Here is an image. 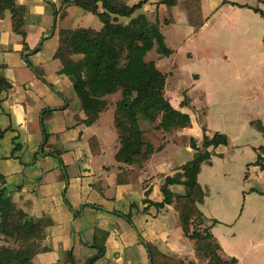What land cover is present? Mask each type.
<instances>
[{"label":"crops","instance_id":"crops-1","mask_svg":"<svg viewBox=\"0 0 264 264\" xmlns=\"http://www.w3.org/2000/svg\"><path fill=\"white\" fill-rule=\"evenodd\" d=\"M239 1L243 0H200L203 25L198 29L189 25L185 0H178L176 6L171 8L160 4L158 0L156 1L157 11L163 15L165 26L171 28L173 32L186 33L185 39L181 37L172 39L174 43H177L175 48H171L167 37L163 35L165 46L170 51L169 56L164 57L166 65H173L171 70L163 74L165 75V99H168L167 101L173 109L189 116L190 125L182 129L160 131L161 134L157 132L160 135L158 137H161L162 140L160 145L155 147H160V149L150 156L142 168H135L115 159L120 147L118 134L113 124L115 106L112 112V122L105 118L109 126L106 129L102 127L103 114L113 106V101L110 99L112 95L106 98L107 108L99 113L95 122L86 125L84 123L86 116L82 109L83 114L80 111L67 114L72 104V95L67 84V76L59 73L61 65L58 60L55 74H52L49 79V86L55 92L37 82L34 75L25 69L19 57L16 58L18 73L14 74L11 66V54L26 55L27 50L24 45H27L31 37L37 35L35 30L29 29V24L32 23L34 15L32 1L15 0L17 5L24 6L26 9L24 24L21 28L24 37L14 32L22 40L21 46L18 44L19 40L14 39L17 42L16 49H11L10 33L7 30L4 36L3 31H1L5 14L0 20V63L5 66L3 75L11 85L8 90L0 95V130L5 131L0 140V151L4 152L3 154L0 153V160H2L0 163L6 165L5 170L8 172V174L0 173V176L3 177L5 187L8 189L6 195L15 201V209L21 210L30 219H44L46 221L44 237L35 243L37 251L31 260L32 264H59L50 245V240L54 234L53 229L56 225L54 213L45 206L44 200L35 194V190L39 191L41 187L48 189V185L42 182L43 174L38 173L39 170H44L41 166L44 159L39 160L38 153L42 152L43 146L48 142L54 126L53 122L50 121L51 132L43 129L46 141L42 142L43 111L46 110L54 113L60 112L65 116V122L69 123L66 130L77 132V135L73 136L74 142L70 140L73 144L68 151L71 154V162L79 166L81 170L79 178L87 183L89 190H96L97 195H100L96 202L90 203L91 207H88L81 217L71 216L72 244L77 240L81 242L83 232L81 227L86 224V219H95L94 215L97 216L100 210L94 207L100 208L99 201L100 203L103 200L115 201L117 194H134L135 189L137 190L136 199L138 204L140 203L136 219L142 225V229L146 228L143 230L147 238L146 242L153 245L165 256L178 259L183 264H206V261L195 258L193 241L189 240L183 233V237H173L169 228L165 230L162 220H164L165 225L167 219L170 221L172 217L177 218V212L173 206L164 205L163 208L157 209L149 203L162 202L163 197L160 188L164 179L174 176L179 172L180 167L193 158L195 151L190 148V139L195 140L197 149L201 151L203 150V138H211L217 133L226 136L227 144L207 149L210 157L201 165L197 175V182L204 191L202 203L197 204V208L203 217L202 227L219 245V255L223 260L235 259L236 264H264V239L262 237L253 241L242 237L234 229L236 221L231 225V237L224 238L223 242L221 238L216 236L215 232V226L219 222L207 215L210 210L208 204L210 190L216 187L218 178H222L224 173L229 170L231 166L230 163L228 164V160L230 158L234 160V155H238L244 150L250 151L254 158L250 162H246L245 167L248 171L251 167L252 173H257V171L260 174L264 173L258 166H255L257 158L264 156V138L250 125L253 121H260L264 125V20L259 14L247 7L260 10L261 8L244 3L245 0ZM253 1L264 6V0ZM126 3L128 5V0ZM64 11L61 15L62 19L67 16ZM157 11H155L157 18L155 17L154 20L151 19L153 13H150V17L149 15L144 16L148 21L158 23V27H160ZM9 16L11 19L10 13ZM82 16L85 17L83 13ZM116 24L125 26L119 21V18ZM218 25L224 26L229 42L226 45L223 43L221 48L213 49L214 45L210 43V38L213 29ZM80 28L91 29L84 27L76 29ZM33 33L35 35L29 37ZM202 34H205L208 39H201ZM57 48L58 44L56 50ZM13 51L15 53H12ZM175 56L180 58L178 64L174 60ZM44 70L47 71V68L45 67ZM179 71L188 75V82H184L176 76ZM46 83L48 82L46 81ZM182 86L186 87L183 91L184 94L188 89L201 93L200 98L203 105L197 104L194 98H189L187 95V98L182 96L180 100L169 96L168 92L177 91V87ZM186 99H189V102ZM213 109H216L215 114L226 126H223V123L221 126H212L209 121L211 115L214 114L215 110ZM199 114L201 115L200 119ZM209 123L212 127L210 130ZM111 125L114 130L110 129ZM149 125L151 124L144 121L139 122V126L143 130L150 131L155 126L152 124L151 129L145 128ZM228 129L233 132L229 133ZM173 132H175L176 137H169ZM91 138L96 140V144L92 147L94 152H97L96 154L92 153L89 145ZM15 139L16 143L20 144L21 151L11 156L13 140ZM27 153H32L29 162L24 161V156ZM51 153V151L49 154L44 153L43 158ZM112 157H114L115 163L111 165ZM96 159L100 160L99 165L103 163L104 165L94 167L93 160ZM224 163L227 164L226 167ZM50 171L46 173L48 174ZM246 173L244 179H248L249 174ZM13 175L15 176L13 177ZM119 175H122L123 183L118 182ZM169 190L176 196L185 193L182 185L170 186ZM108 191H113V194L107 193ZM254 193L264 196L263 192L255 189H251L248 194ZM156 221L161 222L160 226L155 224ZM95 229L108 234L104 244L105 255V247L109 244L114 225L108 219L100 218L97 226L86 228L84 232L90 235L89 242H85L86 248L95 249L93 248ZM0 238L3 240L2 236ZM3 245L11 244L3 241L0 247Z\"/></svg>","mask_w":264,"mask_h":264},{"label":"trees","instance_id":"trees-1","mask_svg":"<svg viewBox=\"0 0 264 264\" xmlns=\"http://www.w3.org/2000/svg\"><path fill=\"white\" fill-rule=\"evenodd\" d=\"M168 8L174 7L178 0H158ZM146 0L128 6L126 0H72V4L84 12L95 15L102 24L99 31L92 29L60 30L58 48L54 59L61 65L60 74L67 76L73 91L79 99L86 125H91L99 113L107 108V97L120 93V100L115 104L114 128L118 134L119 149L115 159L123 164L142 168L150 156L160 149L156 148L157 132L182 129L190 125L187 114L171 107L164 97L165 75L153 62H146L145 55L155 49L162 57H168L169 49L165 46L158 23H152L145 16L132 18L126 26L117 25L118 18H130L140 9ZM188 22L198 29L203 25L200 0H185ZM264 20L260 9L247 7ZM11 14L13 31L21 33L26 9L17 5L15 0H0V20L5 12ZM119 32L118 34L115 31ZM24 37V36H23ZM5 66L0 63V95L11 85L3 75ZM155 124L152 130H143L139 122ZM251 127L264 138V125L260 121L250 123ZM5 131L0 130V140ZM46 138V135H44ZM96 140L91 138L92 149ZM227 138L214 134L203 138V150L197 149L194 139H190V148L195 151L193 158L180 167L172 177H166L160 188L163 200L152 204L155 208L172 205L177 212V225L182 233L193 241L194 256L206 261V264H236L235 259L223 260L219 255L220 247L211 238L206 229L200 230L203 217L197 208L202 203L204 191L197 182L201 165L210 154L207 149L226 145ZM156 148V149H155ZM21 151V146L13 140L11 156ZM255 166L264 171V156L258 157ZM122 175L118 182L123 183ZM182 185L184 195H173L169 187ZM4 179L0 176V236L12 245L0 247V264H32L31 260L37 249L35 243L44 237V219L33 220L21 210L11 206L6 196ZM128 218V217H127ZM130 221V219H128ZM107 232L94 230L93 248L97 255L87 261L93 264L104 255ZM147 250L150 264H183L182 261L165 256L150 243H143Z\"/></svg>","mask_w":264,"mask_h":264},{"label":"rangeland","instance_id":"rangeland-1","mask_svg":"<svg viewBox=\"0 0 264 264\" xmlns=\"http://www.w3.org/2000/svg\"><path fill=\"white\" fill-rule=\"evenodd\" d=\"M31 1L34 15L32 17V23L29 24V29L35 30L37 35H35V33L31 34L29 37L35 36L29 39L27 45H24L27 50L26 55L23 54L21 56L19 53L12 52L15 54H11L10 56L12 59L11 66L14 74L18 73L16 58L19 57L22 60L25 69L34 75L37 82L42 83L48 89L54 91L53 88L49 86V79L52 74H55V70L58 67V61L53 59V54L58 44V31L60 29H76L79 27L99 30L102 27V24L95 15L83 12L80 8L66 3L65 0ZM142 1L144 0H128V5L133 6ZM156 1L157 0H146L142 7L136 10L130 18H119V21L126 26L132 18H136L139 15H149L150 17V13H153L151 19L154 20L155 17L157 18L155 12L157 11ZM244 3L259 7L264 12V6L253 0H245ZM63 11L67 13L65 19L61 18ZM82 13L85 17L82 16ZM157 13L161 34L167 37L171 48H175L177 43H174L172 39L175 37L185 39L186 33L173 32L171 28L165 26L163 15H161L159 11H157ZM256 17L259 19L258 16ZM32 24H34V26L31 27ZM7 30L11 35V49H16L17 42H15L14 39H18V44L21 46L22 40L14 33L13 24L8 12L5 13V17L1 24V31H3L2 34L4 36ZM53 30H55L54 33ZM115 33H119L117 29ZM201 39L208 38L205 34H202ZM210 39V43L214 45L213 49L221 48L223 43L226 45L229 42L225 28L221 25H218V27L213 29ZM179 59L180 58L177 56L174 57L177 64L179 63ZM144 60L146 62H154L157 69L162 73L168 72L173 67V65H166L165 58L158 56L155 49L149 51L145 55ZM45 67L47 68V71L44 70ZM176 76L184 82L189 81L188 75L181 71H179ZM66 79L72 95V104L68 109L69 112L67 114L78 113L79 111L83 114L79 99L72 89L71 82L68 77H66ZM46 81L48 83H46ZM177 88V91L168 92L169 96L176 100H180L182 96L186 98L188 96L189 98H194V100L197 101V104H202L200 98L201 93L196 92L195 90L190 91L188 89L184 94L183 91L186 89L185 86ZM181 89L183 90L180 91ZM110 99L113 101V106L111 108L109 107L110 109H108V111L102 116L104 119L101 120L104 129L109 126V123H106L105 118H108V121L112 122V112L115 103L120 100V93L112 95ZM186 100L189 102V99ZM213 110L215 111L213 112L214 114L211 115V120L209 119V122L214 127L221 126L223 121H221V119L215 114L216 109ZM43 113L44 125L41 129L43 137L42 142H44V140L46 141L43 129L50 133L52 129L50 121L54 124L52 135L49 136L48 142L43 146V149L41 150L42 152L38 153V159H44V161L41 162V166L44 170H39L38 173L43 174L42 182H45L48 185V189L41 187L39 191L35 190V194L38 198L41 197L42 200H44L45 206L50 208L54 213L56 225L53 229L54 234L50 240V245L56 254L59 264H87L89 259L97 255V249L85 247V242H89L90 235L89 233L84 232V230L90 226H97L100 218H105L108 219V221H111L114 225V229L110 236L109 244L105 247V255L102 258L97 259L93 264H150L147 250L143 244L147 243V238L143 231L146 230V228L142 229V225L136 219L140 203L138 204V200L136 199L137 190L135 189L133 191L135 196L134 194H117L115 201H104L103 199H100L103 200L101 203L99 201L100 208L97 206L94 207L100 210L97 214L100 218L94 215V220L86 219V224L81 227V230L83 231L81 242L77 240L72 244V227L70 225L71 216L76 215L81 217L83 212L86 211L88 207H91L90 203L96 202L100 195H97L96 190H89L87 183L79 178V175L81 174L79 166H76L71 162V154H69L68 151L70 147L73 146L71 141L74 142L73 136H76L77 132L74 133L70 132V130H66L69 123L65 122V116L60 112L54 113L46 110L43 111ZM200 117L201 115L199 114V119ZM210 123L208 124L209 130L211 127ZM223 126L226 125L223 123ZM152 127L153 125H149L145 128L151 129ZM110 129L114 130L112 125L110 126ZM228 132L232 133L233 131L228 129ZM234 133H237V131H234ZM158 136L160 135L157 134L156 145H160L162 140L161 137ZM169 137L175 138V132L171 133ZM50 151L52 153L43 158L44 153L49 154ZM0 153L3 154L4 152L0 151ZM31 157L32 153L25 154L24 161L29 162ZM253 158V154L246 150L241 151L238 155H234V160L231 158L228 160V164L230 163L231 166L229 170L224 173L222 178H218L216 187L210 190V197L208 200L210 210L207 212V215L209 218H213L219 222L215 226V232L216 236L221 238V240L231 237V225L236 221L237 223L234 225V229L237 233L239 232L242 237L250 239L251 241L261 237L264 239V196L256 193L248 194L251 189L264 193V173L260 174L258 171L257 173H252V168L250 167L248 171L244 165L246 162L253 160ZM99 162V159L93 160L94 167L104 165V163L99 165ZM114 163V157H112L111 165ZM224 165L225 167L227 166L226 163H224ZM5 168L6 165L0 163V173L8 174ZM49 170L51 171L47 174L46 172ZM246 172L249 174L248 179H244L245 174H247ZM14 176L15 175H13V177ZM7 181L8 183L10 182L8 178ZM42 182L40 181L41 184ZM6 190L8 191L7 188ZM107 193L113 194V191H108ZM9 200L11 206L16 208V205H14L15 201L12 198ZM128 219H130V221ZM160 223V221H156L155 224L160 226ZM162 224L165 227V230H168L169 228L173 237H183L182 232L177 225L176 217H172L170 221L167 219L165 225L164 220H162ZM199 229L202 230L204 228L200 227ZM2 243L3 240L0 238V245Z\"/></svg>","mask_w":264,"mask_h":264},{"label":"water","instance_id":"water-1","mask_svg":"<svg viewBox=\"0 0 264 264\" xmlns=\"http://www.w3.org/2000/svg\"><path fill=\"white\" fill-rule=\"evenodd\" d=\"M149 255V254H148Z\"/></svg>","mask_w":264,"mask_h":264}]
</instances>
